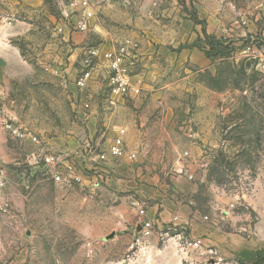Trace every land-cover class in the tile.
I'll return each mask as SVG.
<instances>
[{
	"label": "rangeland",
	"instance_id": "obj_1",
	"mask_svg": "<svg viewBox=\"0 0 264 264\" xmlns=\"http://www.w3.org/2000/svg\"><path fill=\"white\" fill-rule=\"evenodd\" d=\"M65 3L0 0V264H123L137 245L112 228L133 201L211 225L218 264L253 256L264 247V0H92L86 32ZM126 38L141 93L111 104L103 59L78 88L85 53ZM121 128L136 157L99 160ZM171 222L181 248L192 227Z\"/></svg>",
	"mask_w": 264,
	"mask_h": 264
},
{
	"label": "built area",
	"instance_id": "obj_2",
	"mask_svg": "<svg viewBox=\"0 0 264 264\" xmlns=\"http://www.w3.org/2000/svg\"><path fill=\"white\" fill-rule=\"evenodd\" d=\"M65 3V0H63ZM63 13L66 18L75 16L74 28L76 32H86L90 29V20L95 16V9L92 4V0H68V3L64 4ZM136 47L134 41L131 38L113 43V45L107 49L101 51L99 49H89L85 53L83 59V66L76 77L75 83L78 88H87L91 82L95 79L96 65L104 60L106 69V87L109 94V100L111 104L116 103V99L119 97H134L141 93V85L134 80L130 72L131 56ZM89 106V104H86ZM24 138H28L33 143H40L38 136L30 133L22 134ZM109 156L113 158H122L130 156L132 159L136 157V153H128L126 129L121 128L118 134L109 145L108 152H102L97 155L99 160H107ZM54 155L52 153L43 152L40 155L41 160L47 166H52L55 169L56 164L54 161ZM183 171V170H182ZM66 168L63 170H55L53 172V178L57 183H64L67 179ZM187 175H190L186 171ZM192 177V175L190 176ZM80 178L75 172V181ZM3 183V177L0 174V184ZM134 205L138 207L139 216L142 218L140 234L142 237L147 238L154 234L160 238L165 239L169 236V231L172 229L169 226L166 229L164 226L159 227L157 223L150 219H146L147 211L136 201ZM173 228L177 230L178 225H187L186 221L182 222L181 217L176 215L171 220ZM181 250L184 252V259L188 264H218L216 263V255L218 253L214 246L207 245L202 237H189L181 245Z\"/></svg>",
	"mask_w": 264,
	"mask_h": 264
},
{
	"label": "crops",
	"instance_id": "obj_3",
	"mask_svg": "<svg viewBox=\"0 0 264 264\" xmlns=\"http://www.w3.org/2000/svg\"><path fill=\"white\" fill-rule=\"evenodd\" d=\"M133 201L131 206H126V210L124 213H119L117 227L112 228L113 230H125L127 233L123 235H117V239L126 238L131 242L133 246L137 245V249L133 253L132 256H129L127 259H117L115 262L123 263V264H184L183 263V255L182 250L180 248V244L182 241V235H175L173 237H168L163 240L162 243L159 242L158 235L154 234L148 238L146 241H142V236L139 233L141 230V221L142 218L139 216L138 207L134 205ZM180 216V215H178ZM188 216L184 221H186L187 225L192 227L191 237H203L206 244L214 243L213 241V227L204 222H197V215ZM137 217V219H136ZM181 217V216H180ZM146 219H150L157 223L159 227L169 223L172 219L171 214L166 210L159 211L158 208L153 207L151 210L147 212ZM262 248V247H260ZM256 249L254 254L260 249ZM239 250H237L238 254H247L246 249L247 246L243 245ZM251 254V253H250ZM228 254H226L227 256Z\"/></svg>",
	"mask_w": 264,
	"mask_h": 264
},
{
	"label": "trees",
	"instance_id": "obj_4",
	"mask_svg": "<svg viewBox=\"0 0 264 264\" xmlns=\"http://www.w3.org/2000/svg\"><path fill=\"white\" fill-rule=\"evenodd\" d=\"M205 33H207L206 29ZM239 264H264V247L260 248L253 256L247 260L240 261Z\"/></svg>",
	"mask_w": 264,
	"mask_h": 264
},
{
	"label": "water",
	"instance_id": "obj_5",
	"mask_svg": "<svg viewBox=\"0 0 264 264\" xmlns=\"http://www.w3.org/2000/svg\"><path fill=\"white\" fill-rule=\"evenodd\" d=\"M115 236V234L112 235V237Z\"/></svg>",
	"mask_w": 264,
	"mask_h": 264
}]
</instances>
